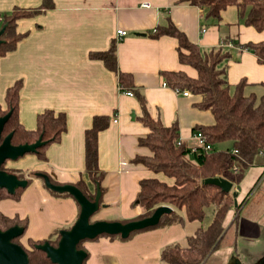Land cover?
<instances>
[{
	"label": "crops",
	"instance_id": "0c3cea01",
	"mask_svg": "<svg viewBox=\"0 0 264 264\" xmlns=\"http://www.w3.org/2000/svg\"><path fill=\"white\" fill-rule=\"evenodd\" d=\"M40 2L0 0V15L14 6L36 8ZM53 2L52 9L16 20V31L25 34L14 49L0 56V109L6 107L5 90L20 81L18 120L26 130L36 128V116L45 109L64 112L67 123L60 140L46 147L45 159L27 152L6 160L5 167L27 177L28 185L18 199H0V211L10 218L26 219L22 236L26 241L55 238L60 229L72 226L79 213L72 196L52 194L33 172L46 173L56 184L83 181L90 192L94 191L95 183L85 172L83 137L93 116L106 115L110 121L97 135V165L103 176L99 184L101 206L94 220L136 219L144 213L135 202L140 180L154 177L173 183L163 173H154L132 161L136 155L150 153L138 144L148 128L136 118L140 113L136 97L120 91L116 72L109 70L101 59L90 57V53L107 50L114 40L118 70L133 76L135 87L144 93L153 117H159L165 125L177 122L180 139L187 145L195 142L193 127L212 124L214 118L209 110L197 107L198 95L190 92L184 96L167 84L164 71H181L194 78L197 74L192 66L178 60L174 36H151L156 26L171 20L201 51L222 46L231 53L230 59L223 62L227 65L228 83L246 78L245 94L264 93V86L260 84L264 81V63H259L250 50L238 45L264 39V30L258 32L243 24L235 6L229 5L223 10L216 22L205 19L200 6L178 0ZM143 2L150 6H142ZM118 29L126 35L118 37ZM254 160L248 168L237 166L236 170L223 174L237 192V203L245 198L241 205L246 210L256 203L244 202L261 192L260 205L257 204L261 211L237 217V241L243 249L252 250L251 254H245L246 260H243L238 250L229 248L224 264H231L237 257L241 263L264 261V257H257L264 253V188L260 190L264 186V155H257ZM177 212L182 217L177 224L133 232L126 239L105 235L92 239L86 243L89 249L86 264H166L161 260L163 246L176 243L187 247L188 237L198 227L210 223L214 207H206L201 221L187 220L184 208ZM233 216L234 210H230L225 224Z\"/></svg>",
	"mask_w": 264,
	"mask_h": 264
},
{
	"label": "trees",
	"instance_id": "16d2710c",
	"mask_svg": "<svg viewBox=\"0 0 264 264\" xmlns=\"http://www.w3.org/2000/svg\"><path fill=\"white\" fill-rule=\"evenodd\" d=\"M178 1H186L191 5L200 6L204 9V18L216 22L221 19L223 10L229 5L235 6L243 24L251 26L258 32L264 30V0ZM52 7H54L53 0H41L36 8L14 6L8 13L0 15V28L4 26V30L0 34V56L14 49L25 34L16 31V20L37 15V13L52 9ZM160 35L174 36L177 39L178 60L183 64H189L196 70V78L173 70L164 71L162 74L165 75L167 84L171 88L180 91L188 89L192 94L198 95L200 100L197 102V107L201 110L207 109L212 113L214 118L212 124L193 127V130L202 133L205 141L211 145L212 149L209 151L192 152L190 144L187 145L180 139L176 121L165 125L159 117H153L150 114L146 97L135 87L133 76L118 70L114 40L107 50L92 52L90 57L101 59L109 70L115 71L120 88L132 91L136 97L140 108V113L136 118L148 128L144 137L139 138L138 144L149 149L150 153L145 156L136 155L132 161L142 164L154 173L161 172L173 179L172 184L154 177L140 180L135 202L144 209V213L138 218L147 217L155 207L165 204L174 209L162 214L159 223L148 228L170 226L182 221L181 215L177 212L182 208H184L187 220L201 221L204 218L206 207H214L210 223L206 227H198L188 237L187 247L171 243L161 249V260L166 264H204L211 253L222 244L235 247L238 210L245 198L234 207L231 191H223L218 186L203 181L206 177L223 176L224 173L237 166L248 168L254 163L257 155H264V93L259 96L253 92L245 94L246 78H241L233 84L228 83L227 65L223 62L230 59L231 53L223 49L222 46L201 51L199 46L191 42L184 32L178 30L171 20L167 21L166 25L156 26L154 32L151 33V36L155 38ZM238 45L241 49L250 50L259 63H264V39L257 42L247 41ZM260 84L264 86V81H260ZM20 86L21 82L16 81L5 90L6 107L3 110L0 109V115L10 112V116L4 123L1 138L11 133V143L13 144L31 143L41 138L42 144L30 153L36 154L42 160L46 158V147L59 141L62 132L66 130V116L62 111L45 109L36 116V128L26 130L18 120ZM91 122V126L85 129L83 136L84 166L85 172L95 183L96 188L97 183L101 184L103 176V171L97 165V135L100 130L109 125L110 121L106 115H100L93 116ZM223 142H228L230 147L219 150L214 147ZM4 163L0 168L4 169ZM5 170L17 175L20 173L15 169ZM38 173L33 172L36 176ZM18 177L24 178L28 182V178L24 175H18ZM75 185L87 197L94 196L95 189L90 192L83 181H79ZM23 189L19 187L13 194H9L4 188H0V199H18L19 193ZM100 190H102L101 186ZM50 192L56 196L67 195V193H57L52 190ZM230 210H234V216L228 224H225V217ZM26 223V219L16 216L10 218L0 211V229H7L18 224L24 228L25 232ZM137 231L140 230L134 232ZM24 232L12 241L20 244L18 238L23 236ZM58 239L59 235L57 234L54 241L50 238L45 240L56 246ZM45 240H27L31 246L30 250L20 244L28 256L29 264H54L43 251L35 247V244H42Z\"/></svg>",
	"mask_w": 264,
	"mask_h": 264
},
{
	"label": "water",
	"instance_id": "95a60500",
	"mask_svg": "<svg viewBox=\"0 0 264 264\" xmlns=\"http://www.w3.org/2000/svg\"><path fill=\"white\" fill-rule=\"evenodd\" d=\"M4 26L0 28V34L3 32ZM10 116V112L0 115V166L6 160H13L20 156L33 152L42 144L41 138L35 142L13 144L11 143V133H8L1 138V133L4 123ZM45 186L59 193H67L72 196L79 207V213L74 223L69 228H62L58 232L59 239L56 246L50 241L45 240L42 244H35V247L40 249L48 256L54 264H83L88 254L77 245L83 240L94 239L100 235L120 236L126 239L136 230H144L149 226H155L159 222L160 217L164 213L172 211V207L162 204L155 207L153 212L147 217L136 218L122 222L112 220H90V216L97 211L100 204V187L96 184L94 196L87 197L74 183L56 184L52 182L46 173H38ZM204 183L214 184L223 191L232 192L233 205L237 206V192L232 190V182L224 177H206ZM28 185L27 180L19 178L16 173H10L5 169L0 168V188H4L9 194H13L19 187L25 188ZM24 232V228L18 224L0 229V264H29L28 256L19 243L12 240ZM231 264H242L237 257ZM260 264H264L262 261Z\"/></svg>",
	"mask_w": 264,
	"mask_h": 264
},
{
	"label": "rangeland",
	"instance_id": "374dc122",
	"mask_svg": "<svg viewBox=\"0 0 264 264\" xmlns=\"http://www.w3.org/2000/svg\"><path fill=\"white\" fill-rule=\"evenodd\" d=\"M209 20H211V21H213L212 19H209ZM224 143V142H223ZM226 144H220V143H218V145H216V146H214V147H216V149L217 150H219V149H223V148H227V147H230V145L228 146V142H225ZM6 163V162H5ZM4 163V165H3V167H4V169H10V168H7V167H5V164ZM11 170V169H10ZM13 170V169H12ZM18 175L19 176H21L22 174H20V173H18ZM234 180V179H233ZM263 188H264V186L263 187H261V191H263ZM66 195V194H65ZM260 198H261V192H260V194L259 193H257L256 195H253L252 196V198H250V199H247L245 202H244V204H246L248 201L249 202H253V203H256V205L255 204H253V205H251L247 210L246 209H244L243 208V206H241L240 207V209L238 210V214H239V216L241 217V216H243V214H247V213H249L250 215H254V214H256L258 211L260 212L261 211V209L260 208H258L257 207V204H259V201H260ZM243 204V205H244ZM260 205V204H259ZM264 205V204H263ZM101 206V205H100ZM263 209H264V207H263ZM262 209V210H263ZM258 210V211H257ZM96 214V212L95 213H93L91 216H90V220L91 221H93L94 220V218H95V215ZM248 214V215H249ZM239 219H241V218H239ZM113 221H117V220H113ZM120 221H123V220H120ZM237 222H238V218H237ZM132 235V234H131ZM238 235V234H237ZM113 237H120V236H117V235H115V236H113ZM56 239V237L55 238H53V239H51L52 241H54ZM92 239H89V240H83V242H80L79 243V248H82V249H84L85 251H86V253L89 255V249L86 247V243H89L90 241H91ZM18 242H20V244H22L26 249H28V250H30L31 249V246H30V244H29V242H27L22 236L21 237H19L18 238ZM232 249V251L233 250H238V252H240V255L242 254V259L243 260H246V256H245V254H251V251H247V250H245V249H243V247H241V245H240V243H238V241H237V238H236V244H235V247H229V246H225V243L224 244H222L218 249H216V251H214L213 253H211V255L208 257V259L206 260V262L204 263V264H224V260H225V254H226V252H227V249ZM254 257H256V256H254ZM257 257L258 258H262V257H264V253L263 254H259V255H257ZM86 260H87V258L84 260V262H83V264H86ZM263 260V259H262ZM264 262V261H263ZM248 264V263H247Z\"/></svg>",
	"mask_w": 264,
	"mask_h": 264
},
{
	"label": "built area",
	"instance_id": "2783aa9c",
	"mask_svg": "<svg viewBox=\"0 0 264 264\" xmlns=\"http://www.w3.org/2000/svg\"><path fill=\"white\" fill-rule=\"evenodd\" d=\"M141 5L145 6V7L150 6V4L148 2H143ZM116 33H117L118 37L126 35V32L124 30H121V29L116 30ZM162 84L165 86L166 82H163ZM119 90L122 91L126 95H133L132 91L123 90L122 88H120V86H119ZM175 90H176V92L181 93L184 96H187L190 93V91L188 89L187 90H181V91L177 90V89H175ZM113 121L115 122L116 119L114 118ZM192 133H193L192 138L195 141L193 144L189 145L192 152H197L199 150L209 151L212 149L211 145L205 141L204 135H202V133H200L198 130H194ZM234 170H236V169L234 168Z\"/></svg>",
	"mask_w": 264,
	"mask_h": 264
}]
</instances>
